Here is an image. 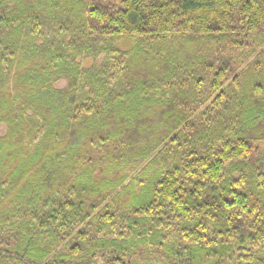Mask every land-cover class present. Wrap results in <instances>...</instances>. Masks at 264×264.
Segmentation results:
<instances>
[{"label": "trees", "instance_id": "trees-1", "mask_svg": "<svg viewBox=\"0 0 264 264\" xmlns=\"http://www.w3.org/2000/svg\"><path fill=\"white\" fill-rule=\"evenodd\" d=\"M0 264H264V0H0Z\"/></svg>", "mask_w": 264, "mask_h": 264}, {"label": "rangeland", "instance_id": "rangeland-1", "mask_svg": "<svg viewBox=\"0 0 264 264\" xmlns=\"http://www.w3.org/2000/svg\"><path fill=\"white\" fill-rule=\"evenodd\" d=\"M63 83H61V85H62Z\"/></svg>", "mask_w": 264, "mask_h": 264}]
</instances>
